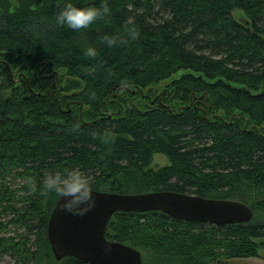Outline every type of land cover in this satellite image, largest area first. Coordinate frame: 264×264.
Listing matches in <instances>:
<instances>
[{"label": "trees", "instance_id": "trees-1", "mask_svg": "<svg viewBox=\"0 0 264 264\" xmlns=\"http://www.w3.org/2000/svg\"><path fill=\"white\" fill-rule=\"evenodd\" d=\"M0 1V254L30 264L50 248L47 222L59 197L41 194L42 181L64 168L112 193L174 191L248 205L264 191V0H17L14 11ZM66 3L110 11L77 32L56 23ZM234 9L245 17L236 20ZM104 35L128 43L109 48ZM88 47L95 59L84 56ZM155 154L168 164L151 169ZM248 206L249 222L227 225L116 212L105 237L179 264H232L264 250V195ZM11 226L15 235L3 234Z\"/></svg>", "mask_w": 264, "mask_h": 264}, {"label": "water", "instance_id": "water-1", "mask_svg": "<svg viewBox=\"0 0 264 264\" xmlns=\"http://www.w3.org/2000/svg\"><path fill=\"white\" fill-rule=\"evenodd\" d=\"M93 191L94 206L83 214L61 210L58 198L47 222V240L56 261L73 257L87 264H143L139 249L105 237L116 212L160 211L169 217L211 225L246 223L252 209L237 200L204 198L174 191L112 193Z\"/></svg>", "mask_w": 264, "mask_h": 264}, {"label": "clouds", "instance_id": "clouds-1", "mask_svg": "<svg viewBox=\"0 0 264 264\" xmlns=\"http://www.w3.org/2000/svg\"><path fill=\"white\" fill-rule=\"evenodd\" d=\"M109 6L104 3L100 8L77 7L73 3H66L60 7L56 14V23L59 26L67 27L79 32L82 29L89 28L93 23L102 20L109 14ZM127 35L136 40L139 38V32L134 27L127 29ZM102 44L107 47H115L117 44L124 45L128 43L127 39L104 35L99 38ZM86 58L95 59L97 50L94 47H88L84 50ZM128 87L126 81H121V90ZM95 99V93L91 94ZM78 129L79 125H74ZM96 138V133L91 134ZM102 141L107 143V137H101ZM29 191H37L36 184L32 180L27 181ZM54 193L56 196L64 199L61 210L73 212L74 214H83L94 206V197L89 177L78 168H64L62 171L47 174L42 181L41 194Z\"/></svg>", "mask_w": 264, "mask_h": 264}, {"label": "rangeland", "instance_id": "rangeland-1", "mask_svg": "<svg viewBox=\"0 0 264 264\" xmlns=\"http://www.w3.org/2000/svg\"><path fill=\"white\" fill-rule=\"evenodd\" d=\"M1 2V1H0ZM18 6V2L17 0H11V7H10V11H14L16 9V7ZM1 5H0V13H1ZM231 15L236 19V20H240L242 19L244 16L243 12L241 10L238 9H234L231 12ZM38 74L44 73L45 71L41 70V69H37L36 70ZM186 71H179L177 74L173 75L169 80H166L164 82H162L160 84V87L164 88L165 86L169 85L174 79L180 77L182 74H185ZM59 85L57 87H55V90H57L56 92H59ZM11 91L7 90L5 91L4 96L8 97L10 96ZM168 164V159L161 154H155L152 157V162L150 164V168L153 170H157L160 167L166 166ZM264 195V191H255L253 193V199L249 197V199H247V204L248 205H252V203H254V198L257 197V195ZM57 201V200H56ZM16 228L11 226L8 228L7 231H5L6 236H14L16 233ZM1 233V235H3ZM14 241H16L14 239ZM257 241H264L263 239H259ZM141 254H142V261L143 264H179L181 263V261H179V263L177 262L178 260L175 258H170L167 255H164L163 253H158V252H153L147 249H142L137 247ZM49 249V251H48ZM50 252V248L48 247H43L40 252H39V261L37 263H35L34 261H31L30 264H63L62 261H55L54 258L52 256H50L49 254ZM169 260H171L169 262ZM173 261V262H172ZM232 264H264V250L261 249L258 251V256L257 257H252V258H244V259H235L233 261H230ZM0 264H15V259L14 257L10 254V253H3L0 254Z\"/></svg>", "mask_w": 264, "mask_h": 264}]
</instances>
